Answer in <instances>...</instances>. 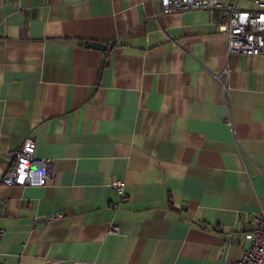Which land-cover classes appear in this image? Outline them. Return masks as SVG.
I'll return each mask as SVG.
<instances>
[{
	"label": "crops",
	"instance_id": "1",
	"mask_svg": "<svg viewBox=\"0 0 264 264\" xmlns=\"http://www.w3.org/2000/svg\"><path fill=\"white\" fill-rule=\"evenodd\" d=\"M216 19L160 0H0V264L242 257L250 241L230 238L264 211V55L229 53ZM28 139L48 179L2 184Z\"/></svg>",
	"mask_w": 264,
	"mask_h": 264
},
{
	"label": "built area",
	"instance_id": "2",
	"mask_svg": "<svg viewBox=\"0 0 264 264\" xmlns=\"http://www.w3.org/2000/svg\"><path fill=\"white\" fill-rule=\"evenodd\" d=\"M242 0H160L164 13L192 9L215 11L216 33L226 36L228 52L246 55H264V0H245L249 6L240 5ZM36 142L26 140L13 152L11 166L4 173L1 183L5 185H42L50 175L51 163L48 159L35 157ZM122 202L129 197L125 191V182H112ZM115 225L110 230L120 232ZM0 225V239L5 235ZM231 241H250L242 257L233 264H264V211L254 215L245 224L243 232H234Z\"/></svg>",
	"mask_w": 264,
	"mask_h": 264
},
{
	"label": "water",
	"instance_id": "3",
	"mask_svg": "<svg viewBox=\"0 0 264 264\" xmlns=\"http://www.w3.org/2000/svg\"><path fill=\"white\" fill-rule=\"evenodd\" d=\"M89 46L100 49V50H105L108 47L107 44L101 43V42H92V43H89Z\"/></svg>",
	"mask_w": 264,
	"mask_h": 264
},
{
	"label": "rangeland",
	"instance_id": "4",
	"mask_svg": "<svg viewBox=\"0 0 264 264\" xmlns=\"http://www.w3.org/2000/svg\"><path fill=\"white\" fill-rule=\"evenodd\" d=\"M240 5L243 6V7H247V6H249L248 3H247L245 0H242V1L240 2Z\"/></svg>",
	"mask_w": 264,
	"mask_h": 264
},
{
	"label": "trees",
	"instance_id": "5",
	"mask_svg": "<svg viewBox=\"0 0 264 264\" xmlns=\"http://www.w3.org/2000/svg\"><path fill=\"white\" fill-rule=\"evenodd\" d=\"M89 44V43H88Z\"/></svg>",
	"mask_w": 264,
	"mask_h": 264
}]
</instances>
